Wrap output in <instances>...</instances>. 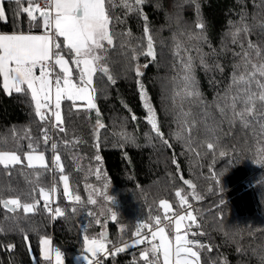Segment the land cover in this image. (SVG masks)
<instances>
[{
	"label": "trees",
	"instance_id": "1",
	"mask_svg": "<svg viewBox=\"0 0 264 264\" xmlns=\"http://www.w3.org/2000/svg\"><path fill=\"white\" fill-rule=\"evenodd\" d=\"M113 2L116 6L111 9L112 26L118 33L130 31L132 35L121 36L106 53L116 83L111 84L104 77L96 94L104 127H96L95 110L79 103L71 107L67 100L62 102L65 131H53L58 146L55 154L60 155L63 168L59 174L51 171L54 153L51 142H43L41 132L42 127H47L52 133L51 124L45 125L36 117L30 96L6 93L0 79V151H15L24 157L30 151V135L39 140L37 151H44L47 164V168H32L25 163L7 168L0 165V197H19L22 204L35 203L31 213L22 208L12 213L0 205V264H50L40 249L39 242L44 237L52 239L53 247L62 249L64 264H79L86 253L84 235L99 238L101 234L107 237V249H113L102 264H143L140 253L149 246L147 242L121 252H115L113 245L120 247L135 239L141 221L158 228L155 217L166 216L161 200H167L173 212L182 210L177 191L187 200L184 206L192 205L190 209L197 218L195 224L190 221L186 225L191 224L188 239L205 246L196 249L200 264H223L225 259L227 264H264V164L257 163L260 150L264 149V134L259 133L258 126L254 132L252 126L244 127L239 120L229 124L216 107L217 102L223 104L221 98L232 83L233 66L241 63V45L247 49L248 41H252L264 50V0H198L206 21L207 42L188 37L185 25L196 30V12L187 0H147L142 6L157 55L155 61L139 57V63L147 65L140 79L171 147L160 141L145 119L147 111L131 70L128 43L146 45L143 17L135 13L126 15L121 0ZM2 4L6 17L0 21V31L11 32L17 27L29 30L28 18L17 10L14 0H4ZM176 4H182L180 25L165 15L174 14ZM24 6L27 0H22ZM242 13L250 31L241 33L238 42L233 43L232 32L242 27ZM41 30L31 28L35 33ZM121 40L128 42L124 48L120 47ZM177 44L181 45L179 51ZM188 55L196 66L200 100L176 95L181 87V60ZM201 56L207 69L200 64ZM252 58L255 60L254 53ZM185 112L191 113L189 122L194 121L190 133L192 150L173 136L181 128ZM133 115L136 119H132ZM210 127L216 128L214 135L208 131ZM122 133L135 137V144L126 143ZM209 140L215 143L214 151L206 147ZM97 155L100 160L95 159ZM61 175L68 177V191L79 195L81 202L65 196ZM185 180L194 187H186ZM53 187L54 210L49 213L40 188ZM90 192L98 201L95 205L87 202ZM109 196L111 200L105 198ZM57 207L64 212L63 216L55 215ZM109 208L116 213V220L111 219ZM101 211L105 214L101 215Z\"/></svg>",
	"mask_w": 264,
	"mask_h": 264
},
{
	"label": "snow or ice",
	"instance_id": "2",
	"mask_svg": "<svg viewBox=\"0 0 264 264\" xmlns=\"http://www.w3.org/2000/svg\"><path fill=\"white\" fill-rule=\"evenodd\" d=\"M146 2L147 0H121V6L127 10L126 15L127 13H135L143 17V33L146 38V45L133 46L131 43L121 40L120 47L124 48L125 43H128V49L131 53V70L134 71L137 78L139 98L143 102V108L147 111L145 119L151 125L156 136L160 138V141L167 147H171L164 138L156 110L151 103L145 85L140 79L144 74L142 69L146 68L147 65L140 64L139 57H151L155 61L157 55L149 19L143 12L142 6ZM187 2L194 5L196 12V30L194 31L191 26L185 25L188 37L196 41L207 42L206 21L201 15L200 4L198 0H187ZM14 3L17 10H22L26 14L29 30L25 31L17 27L11 32L0 31V79H2L3 90L9 94L14 92L30 96L36 117L45 125L51 124L52 128H58L60 132L65 131L62 126L61 114L62 101L65 100L71 102V107H77V101L85 102L87 109L96 112V127H104L96 103V94L104 77H107L111 84L116 83V77L108 66L106 53L108 47H114V42L121 36L131 37L132 35L130 31L118 33L112 26L114 18L111 15V9L116 6L113 0H42V2L41 0H27V6L24 7H22V0H14ZM156 7L159 8L160 5L157 4ZM174 7L176 12L174 14L166 12V19H172L177 25H180L183 19L180 14L182 4H176ZM5 17L6 10L0 3V21H3ZM239 23L242 24V27H236L232 32L233 43L238 42L241 33L247 34L250 31L248 25L244 23L243 13ZM13 24H16L15 15ZM33 27L42 28L43 31L32 32L31 28ZM180 47L181 45L177 44L178 51ZM241 49V63L233 66L232 83L221 98L223 104L217 102L216 107L229 124L239 120L244 127L252 126L254 132L258 126L259 133L264 134V50L252 41H248L247 49H244L243 45H241ZM197 51L199 52L200 49L197 48ZM253 53L255 60L252 58ZM66 56L69 58L66 59ZM181 63L182 72L179 76L181 87L176 95L182 94L184 97L200 100L202 93L199 91L193 57L188 55L186 58H182ZM200 64L205 69L208 68L203 56L200 57ZM216 67L223 71L218 64ZM241 68L243 70L237 73L236 70ZM238 105L241 107L238 108ZM190 115V112L183 113L182 126L173 133L176 140L186 142L189 148L191 145V126L194 123V121L189 122L187 119ZM132 119H136V117L133 115ZM250 121H255V124L250 125ZM208 131L214 135L216 128L210 127ZM41 132L43 142L47 144L50 139L48 128L42 127ZM121 135L126 143L135 144V137L124 133ZM28 140L27 147L30 151L24 153L27 165L32 168L37 166L47 168L44 151H37L39 140L30 135H28ZM64 143L67 144L68 141H64ZM17 146L19 147V138H17ZM57 147V143H51V150L54 153L52 163L62 171L61 157L55 154ZM206 147L214 151L215 143L209 140L206 142ZM190 150L192 149L190 148ZM220 155L223 156L224 152L221 151ZM95 159L100 160L101 157L97 155ZM20 162L21 157L15 151H0V165H4L5 168ZM257 163L264 164V149L260 150V159ZM96 175L97 179H100L99 170H97ZM60 179L64 182L65 196L70 200L81 202L79 195L73 196L68 191V177L61 175ZM184 183L194 187L188 180H185ZM104 187L107 188V183ZM94 191L97 195L101 194L99 190ZM54 192V187L50 190L40 188L44 206L49 213L53 212V209L48 205L52 198L51 194ZM176 195L180 197L181 204L187 203L186 198L181 196L179 191L176 192ZM105 198L112 199L110 196ZM87 202L93 205L98 203L93 198L92 192L89 193ZM160 204L167 212L169 209L168 201L161 200ZM0 205L12 213H15L18 208H22L25 213H31L35 209V203L25 202L22 204L19 197L8 199L0 197ZM189 207L191 206L189 205ZM72 210L75 212L76 209L73 208ZM108 213L112 220L117 219L116 213L111 208L108 209ZM100 214L104 215L105 213L101 211ZM55 215L63 216L64 212L57 207L55 208ZM89 215L91 216L93 213L90 212ZM164 219L169 220L170 218L166 215ZM186 219L195 224L197 218L191 211L187 213V216L178 215L175 219L176 235L174 241L169 240L163 227H158L152 231L151 237L142 236L139 228L136 230V239L132 241V245L141 244L145 240L149 245L140 253L143 264H161V256H163L162 264H200V255L195 249L205 246L195 239H188L191 224L184 225L187 231L181 234L182 221ZM96 222L100 223L99 220ZM155 222L159 225L160 218L155 217ZM20 231L23 232L24 229H20ZM157 239L159 240L158 244L154 243ZM39 243L44 258L52 264L50 239L41 238ZM83 243L87 253L85 259L88 260V264H102L100 256L109 254L106 248V238L103 234L99 238L84 235ZM129 246L125 244L124 248ZM113 248L115 252L124 250L117 245H113ZM89 255L93 259H88ZM54 259L55 264H64L63 253L59 249L55 250ZM223 264H227L226 259Z\"/></svg>",
	"mask_w": 264,
	"mask_h": 264
},
{
	"label": "built area",
	"instance_id": "3",
	"mask_svg": "<svg viewBox=\"0 0 264 264\" xmlns=\"http://www.w3.org/2000/svg\"><path fill=\"white\" fill-rule=\"evenodd\" d=\"M62 126H63L64 129H65V125H64V123H63ZM53 131H59V129H58V128H52V133H49V137H50L49 141H50L51 143H52V142H55V143H56V140H55V138H54L55 135H54ZM59 132H60V131H59ZM51 171H52L53 173H56V174H59V173L61 172V170H60L59 168H56V167L53 165V163H52V165H51ZM51 201H52V200H50V203H49L48 206L54 210V208H53V206H52L53 203H52ZM177 202H178L179 205H183V204H181V202H180V198L177 200ZM189 205L192 206L191 204H189ZM189 205H188L187 207L183 208L182 210L178 211V212L167 213L166 215H167L170 219H169V220L160 219V224H159V225H156V226H157V227H160V226H165V225H167V224H174V221H175V219H176V217H177L178 215H181L182 213H187V212H188V210L190 209ZM139 229L141 230V235H142V236L147 235L148 237H151V232L154 231V228L151 227V226H149L145 221H141V222H140V224H139ZM146 242H147V240L144 241V243H146ZM56 249H59V250L63 253V258H64V252H63L62 249H60V248H55V247H53V255H55V250H56ZM107 250H108V253L110 254V252H112L113 249H107ZM109 254H108V255H109ZM108 255H101V256H100L101 261H103L104 258H106ZM52 264H54V263H52ZM79 264H88V260H86L85 258H82V259L79 261Z\"/></svg>",
	"mask_w": 264,
	"mask_h": 264
},
{
	"label": "rangeland",
	"instance_id": "4",
	"mask_svg": "<svg viewBox=\"0 0 264 264\" xmlns=\"http://www.w3.org/2000/svg\"><path fill=\"white\" fill-rule=\"evenodd\" d=\"M0 3H2V0H0ZM61 39H62V38H61ZM66 59H67V58H66ZM70 66H71V65H70ZM62 102H63V101H62ZM76 103H79L81 106L86 107V104H85V102H83V101H77ZM61 107H62V106H61ZM61 114H62V108H61ZM16 154H17V153H16ZM17 155H19V154H17ZM19 156L21 157V162H20L19 164L25 163V164L27 165V160H26L25 156H24V157L21 156V155H19ZM45 160H46V157H45ZM178 199H179V198H178ZM188 205H189V203H188L186 206H184V204L181 205V206H182V209L185 208V207H187ZM164 211H165V209H164ZM173 211H174V208L171 207V206H169V209L167 210V212L165 211V214H167V213H171V212H173ZM189 211H191V212L193 213V215H194V211H193L192 209H189L188 212H189ZM188 212H187V213H188ZM187 213H182L181 215L187 216ZM176 218H177V217H176ZM188 222H190V220H187V219H186L185 221H182L181 234H183V233L185 232L186 227H184V225H186ZM162 227L164 228L166 234L168 235L169 240L174 241V238H175V235H176L175 222H174V226H173V228H172V227H165V226H162ZM156 229H157V228H156ZM156 229H154V231H155ZM135 239H136V237H135ZM133 240H134V239H132V240L129 241V242L124 243V244L121 245L120 247L124 248V245H125V244L130 245L129 247L124 248V250H126V249H129V248H131V247L136 246V245H132V241H133ZM154 243H157V244H158V243H159V240H158V239L155 240ZM138 245H139V244H138ZM106 248H107V244H106ZM50 249H51V244H50ZM195 250H196V249H195ZM50 255H51V257H52V255H53V248L51 249ZM86 255H87V254L85 253V255H83V256L81 257V259H82V258H85ZM42 257L44 258L43 253H42ZM54 257H55V255H53L52 259H54ZM88 259H93V258L89 255V256H88ZM160 259H161V264H162L163 256H161Z\"/></svg>",
	"mask_w": 264,
	"mask_h": 264
},
{
	"label": "crops",
	"instance_id": "5",
	"mask_svg": "<svg viewBox=\"0 0 264 264\" xmlns=\"http://www.w3.org/2000/svg\"><path fill=\"white\" fill-rule=\"evenodd\" d=\"M4 0H2V2H3ZM41 2H42V0H41ZM43 31V29L41 30V32ZM175 222V221H174ZM50 239V238H49ZM50 241H51V249L53 248V243H52V239H50ZM52 257H53V255H52ZM52 263H54L55 264V259H52Z\"/></svg>",
	"mask_w": 264,
	"mask_h": 264
},
{
	"label": "water",
	"instance_id": "6",
	"mask_svg": "<svg viewBox=\"0 0 264 264\" xmlns=\"http://www.w3.org/2000/svg\"><path fill=\"white\" fill-rule=\"evenodd\" d=\"M185 184V183H184ZM186 187L192 188L193 186H190L189 184H185ZM107 238V237H106Z\"/></svg>",
	"mask_w": 264,
	"mask_h": 264
}]
</instances>
